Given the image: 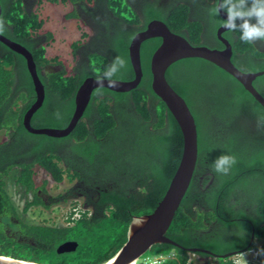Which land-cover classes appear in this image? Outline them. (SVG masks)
Instances as JSON below:
<instances>
[{
    "label": "trees",
    "instance_id": "obj_1",
    "mask_svg": "<svg viewBox=\"0 0 264 264\" xmlns=\"http://www.w3.org/2000/svg\"><path fill=\"white\" fill-rule=\"evenodd\" d=\"M35 1L28 5L24 0H0V19L4 21L1 34L33 54L45 87L43 105L31 120L36 128L66 127L79 86L87 77L102 75L117 56L126 67L113 79H133L129 46L150 21L160 19L193 45L203 44V22L191 16L188 3H176L166 11L149 3L140 8L133 0H86L102 5L129 26L120 24L110 37V50L88 51L82 67L75 63L67 72L57 67L62 63L58 57H47L54 34L39 33L45 21L38 12L41 1ZM61 2L85 7L84 0ZM216 4L217 0L208 9L213 34L223 22L220 15L210 14ZM75 17L82 19L78 6L68 16ZM234 33L224 34L233 48V63L245 72L264 70V41L245 43L238 30ZM160 44L161 38L142 43L143 77L137 88L129 92L96 88L72 133L55 138L26 129L24 116L36 100L34 82L25 57L0 41V256L38 264H104L126 243L133 217L154 211L184 147L177 120L152 88L150 62ZM83 45L72 44L75 61ZM237 54L247 59L242 62ZM166 77L195 117L198 161L167 232L177 245H154L140 264L160 256L165 258L157 264H234L232 257L216 255L252 249L264 237V107L234 76L202 58L175 62ZM254 85L264 96V75ZM221 155L236 161L227 174L213 170ZM65 177L74 184L51 195L50 186ZM11 186L26 199L23 212L10 194ZM73 200H81L83 207L79 217L68 218L67 225L38 224L24 217L31 207L51 208ZM69 241L77 247L59 252V246ZM193 248L200 250L190 251ZM199 256L213 257L201 261Z\"/></svg>",
    "mask_w": 264,
    "mask_h": 264
},
{
    "label": "water",
    "instance_id": "obj_2",
    "mask_svg": "<svg viewBox=\"0 0 264 264\" xmlns=\"http://www.w3.org/2000/svg\"><path fill=\"white\" fill-rule=\"evenodd\" d=\"M1 13L2 6L0 4V16ZM220 15L225 20L227 19L226 11L221 10ZM225 30L227 29L223 26L218 30V35L225 45L224 48L219 49L205 45H193L186 37L172 31L164 21L160 19L150 21L145 29L139 31L132 38L129 46L130 61L135 77L131 80L113 79L115 81V86L111 87L108 86L107 81L101 86L95 82V77H87L75 94V110L70 122L64 128H36L32 125L31 120L33 115L43 105L45 100V87L38 75L37 65L31 51L24 45L0 33V41L2 43L25 57L34 82L36 100L24 116L23 122L26 129L34 134H45L55 138L66 137L72 133L83 118L96 88L105 87L115 92H129L137 88L143 77L141 62L142 43L151 38H161V44L153 53L150 62L152 88L171 111L182 130L184 139L182 157L157 207L152 213L133 217L129 226L126 243L110 261L104 264H136L137 261L156 244L169 243L177 245L176 242L168 237L167 232L189 190L196 170L198 161V129L195 117L188 103L172 87L166 77L167 70L172 64L186 58L205 59L234 76L264 107V96L254 85L255 79L264 75V70L245 72L233 63L232 45L227 39L222 37V33ZM76 247V242L69 241L60 245L58 251H70L74 250ZM199 250L200 249L197 248L190 249L192 252ZM201 250L210 253L208 250ZM233 255L234 253L216 256L228 258ZM0 257L7 258L6 256ZM14 260L18 262L0 260V264H38L25 260Z\"/></svg>",
    "mask_w": 264,
    "mask_h": 264
},
{
    "label": "rangeland",
    "instance_id": "obj_3",
    "mask_svg": "<svg viewBox=\"0 0 264 264\" xmlns=\"http://www.w3.org/2000/svg\"><path fill=\"white\" fill-rule=\"evenodd\" d=\"M36 1H41V4H38V12L45 21L39 33L41 35H45L47 32L54 34L53 42L47 45V57H58L62 63H57V67H63L67 72H72L76 63L72 44L77 41L85 43L92 34L90 27L78 17L68 18L69 14L76 9V6L71 2L63 3L61 0L51 2L49 0ZM84 1L86 3V0ZM71 150L73 151V147ZM73 184L74 182H70L68 177H65L62 183L50 186V193L51 195H56L65 191ZM9 191L19 210L23 212L26 199L21 197L22 195L17 193L12 186L9 188ZM80 206L83 207L81 200H73L68 204L55 205L47 210L34 206L24 213V217L38 224L67 225L69 224L68 218L75 213L74 208H79ZM190 257L191 259L195 258L194 255ZM141 261H137L136 264H140ZM196 264L200 263L197 262Z\"/></svg>",
    "mask_w": 264,
    "mask_h": 264
},
{
    "label": "flooded vegetation",
    "instance_id": "obj_4",
    "mask_svg": "<svg viewBox=\"0 0 264 264\" xmlns=\"http://www.w3.org/2000/svg\"><path fill=\"white\" fill-rule=\"evenodd\" d=\"M24 2L29 5V3L32 2V0H24ZM133 2L140 8L144 6L145 4L149 3L153 5V7L155 8L164 9L166 11L176 3H180V2L188 3L191 8V13H190L191 16L193 17L198 16L197 18L201 19L203 22V30L201 34L202 43H203L202 45H205L211 48H219V49H222L225 47L224 42L218 35V30L220 27H222L225 19L219 14L223 22L218 26L216 34H213L211 32L209 23H208V21L210 20L208 9L211 5L216 3V0H211V1L209 0H133ZM83 4H85V7L84 6L82 7V4H79V5L76 4V6L79 7L80 15L82 19H84V22L90 27L92 34L90 35L88 40L84 43V45L81 47L79 51V57L76 61V66L79 68H81L84 61L87 60L86 56H87L88 51H93L96 49L110 50L109 48L110 43H111L110 37H112L117 32L120 24H122L123 26H127V27L129 26L127 25L125 21L121 20L120 18L114 16L111 12H109L108 9H104L102 5L95 6V5L87 4L84 2ZM140 10L141 9H139V11ZM141 18L143 19V16H141ZM227 32H230L233 35H235V33L234 31H228V30H225L222 33V37H224L225 39L229 41V39L224 35ZM221 43H223L224 47H221ZM254 43L258 44L259 42L256 41ZM237 55L239 57L238 59L242 62H244L243 60L247 59L245 54H237ZM45 201L46 203H48V198H45ZM35 207H40L44 210L49 209L43 206H35ZM214 236L215 235H213V237ZM251 240L254 241V236H252ZM229 253H234V252L232 251ZM211 257L213 256H210V257L209 256L207 257L199 256L198 258L201 261H206L210 259Z\"/></svg>",
    "mask_w": 264,
    "mask_h": 264
},
{
    "label": "clouds",
    "instance_id": "obj_5",
    "mask_svg": "<svg viewBox=\"0 0 264 264\" xmlns=\"http://www.w3.org/2000/svg\"><path fill=\"white\" fill-rule=\"evenodd\" d=\"M221 10L227 13V19L222 26L228 31L238 30L241 33L239 37L241 41L245 43L264 41V0H217L210 14L219 15ZM3 31L4 21L0 19V33ZM125 67L126 61L117 56L103 74L97 76L95 82L103 86L107 81L108 86H115L113 77ZM235 162L234 157L221 155L215 160L213 170L216 173L227 174Z\"/></svg>",
    "mask_w": 264,
    "mask_h": 264
},
{
    "label": "built area",
    "instance_id": "obj_6",
    "mask_svg": "<svg viewBox=\"0 0 264 264\" xmlns=\"http://www.w3.org/2000/svg\"><path fill=\"white\" fill-rule=\"evenodd\" d=\"M81 208H82L81 206L79 208H74L75 213L73 215V218L80 216ZM263 249H264V237L262 239H257L255 241V247H253L252 249L245 250L233 255L232 260L234 264H264V259H260V253L262 252ZM164 258H165L164 256H160L149 260L147 259L144 261L143 264H157Z\"/></svg>",
    "mask_w": 264,
    "mask_h": 264
},
{
    "label": "bare ground",
    "instance_id": "obj_7",
    "mask_svg": "<svg viewBox=\"0 0 264 264\" xmlns=\"http://www.w3.org/2000/svg\"><path fill=\"white\" fill-rule=\"evenodd\" d=\"M0 260H4V261H12V262H18V261H16V260H14V259H11V258H4V257H0ZM26 264V263H25Z\"/></svg>",
    "mask_w": 264,
    "mask_h": 264
}]
</instances>
